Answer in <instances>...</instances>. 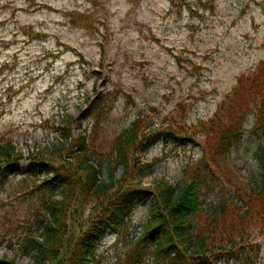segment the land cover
Returning <instances> with one entry per match:
<instances>
[{"label": "rangeland", "instance_id": "1", "mask_svg": "<svg viewBox=\"0 0 264 264\" xmlns=\"http://www.w3.org/2000/svg\"><path fill=\"white\" fill-rule=\"evenodd\" d=\"M263 60L264 0H0V140H11L25 158L20 172L12 169L0 183V258L31 263L26 237L41 239L47 224L41 197L21 185L31 158L47 155L68 133L109 145L140 117L146 132L160 136L136 153L144 163L161 160L143 180L148 199L126 231L107 233L96 264L124 260L145 227L159 181L180 187L198 173L205 209L234 196L201 163L202 134L181 139L177 133L210 120L239 78ZM98 100L105 114L90 117ZM253 128L251 116L227 159L238 186L260 181L256 151L264 133ZM254 243L251 257L264 264V232ZM142 264L157 261L148 253Z\"/></svg>", "mask_w": 264, "mask_h": 264}, {"label": "trees", "instance_id": "2", "mask_svg": "<svg viewBox=\"0 0 264 264\" xmlns=\"http://www.w3.org/2000/svg\"><path fill=\"white\" fill-rule=\"evenodd\" d=\"M91 107L90 117L105 114L100 100ZM251 116L253 133L263 134L264 60L251 74L239 78L210 120L177 133L181 139L202 134L204 139L198 142L204 154L201 163L207 164L213 178L230 184L234 196L221 197L205 209L198 173L180 187L159 181L153 188L145 227L119 264H142L148 253L157 264H218L238 259L256 264L251 257L257 251L254 235L264 232V144L256 151L260 181L255 186H238L230 179L227 164ZM100 127L95 124L97 137ZM159 138L145 131V121L139 117L109 145L68 133L64 141L47 149V155L31 158L21 188L25 194L41 197L39 214L47 226L41 239L26 237L30 264H96L103 238L110 231H126L134 211L148 199L143 180L160 159L144 163L136 153L147 151ZM23 160L11 140H0V183L12 169L15 175L19 173ZM40 175L44 176L41 184L31 183ZM0 264L17 261L3 257Z\"/></svg>", "mask_w": 264, "mask_h": 264}]
</instances>
